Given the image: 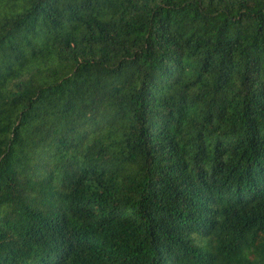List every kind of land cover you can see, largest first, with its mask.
Instances as JSON below:
<instances>
[{
  "label": "trees",
  "instance_id": "obj_1",
  "mask_svg": "<svg viewBox=\"0 0 264 264\" xmlns=\"http://www.w3.org/2000/svg\"><path fill=\"white\" fill-rule=\"evenodd\" d=\"M0 264H264V0H0Z\"/></svg>",
  "mask_w": 264,
  "mask_h": 264
}]
</instances>
